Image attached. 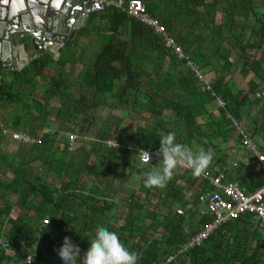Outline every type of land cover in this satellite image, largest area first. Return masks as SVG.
<instances>
[{
    "label": "trees",
    "instance_id": "trees-1",
    "mask_svg": "<svg viewBox=\"0 0 264 264\" xmlns=\"http://www.w3.org/2000/svg\"><path fill=\"white\" fill-rule=\"evenodd\" d=\"M142 2L204 74H214L211 90L199 82L184 60L172 54L163 36L114 6L93 12L79 31V36H90L95 28L102 42L95 62L79 72L81 95L67 93L66 67L73 63L67 56L56 61L49 55L25 59L22 69L5 71L4 75L0 68V105L22 106L11 127L1 126L41 136L39 144H20L16 155L12 153L20 157L19 163L0 154V264H23L29 256L32 264H63L58 249L64 237H71L84 253L98 226L115 231L126 246L135 250L137 264H264V253L260 252L264 240L250 249L253 239L262 234H252L239 218L219 225L200 244L187 250L190 238L210 224L203 215L196 222L191 208H187L186 192L195 190V181L189 176L192 171L178 165L182 171L174 169L165 187H149L144 184V172L162 157L154 156L149 163H142L135 155L139 148L159 152L160 139L169 131H175L177 142L194 153L200 147L213 148L216 146L212 142L224 138L223 132L228 130L224 129L229 124L227 114L241 120L254 105L261 107L264 116V16L256 15L254 0ZM197 13L208 25H215L216 15L221 14L220 32L212 37L211 54L199 42L177 31L181 15L192 18ZM252 16L256 17L254 24L249 21ZM72 43L68 51L77 46L78 39ZM51 64L57 65V71L39 100L35 98L36 79L51 75ZM235 64L251 72L247 91L240 97L234 80L227 79ZM182 67L186 68L184 72L179 69ZM25 85L30 88L23 89ZM83 89L88 92L83 94ZM26 97L32 98L31 104L25 102ZM216 99L224 102L220 116L207 118L209 105ZM117 107L124 109L123 117L148 119L145 128L134 135L106 121L92 141L85 143L87 136L81 134L94 121V114L88 112ZM166 111L173 113L171 129L165 128ZM51 116H55L54 123L60 130L40 135L36 128H46ZM199 118L208 122H200ZM37 120L42 121V126L35 124ZM213 126L214 131L204 132ZM69 133L78 137L73 150L68 145ZM5 138L0 130V146ZM114 141L116 146H111ZM221 163L225 161L216 160V164ZM88 177H94L96 184L92 182L88 187L84 180ZM132 177L138 179V188H123ZM201 179L200 188L194 191L199 193L197 199L206 193L203 190L208 178ZM254 182L241 185L255 190L262 180ZM100 186L108 193H103ZM116 187L121 189L117 191ZM120 193L125 196L118 198ZM11 196L16 199L10 200ZM78 264H83L82 255Z\"/></svg>",
    "mask_w": 264,
    "mask_h": 264
},
{
    "label": "rangeland",
    "instance_id": "rangeland-1",
    "mask_svg": "<svg viewBox=\"0 0 264 264\" xmlns=\"http://www.w3.org/2000/svg\"><path fill=\"white\" fill-rule=\"evenodd\" d=\"M217 19L219 20L218 15H217ZM251 19H254V18H251ZM177 26H178L177 31H179L182 34L190 37L191 39H194L197 42H199V45H201L203 47L204 51L205 52L208 51L209 54H211L210 50L214 49L212 37L214 34H216V33L218 34L220 32L219 24L213 25L212 23H210L208 25L207 23L203 22L201 15L199 13H197L192 18H189L186 15H181ZM248 33H250V30H248ZM93 34L95 36L93 38H91V40H89V37L91 35L90 36H86L84 34L83 35L80 34V36L78 35L79 36L78 40H80L81 37H83V38L87 37L86 40L89 41L86 43L87 44L86 47L88 46L85 49L86 51L82 54V56H80V57L78 56L79 59H77L78 57L76 56V53L79 51V49L76 50L77 46L75 47V45H74L70 51H65V52H67L65 56H67L71 61H73L72 64H75L73 67L70 64V70L68 72L69 75L66 78V80L68 79L69 82L71 81V84L81 82L80 76H78L80 74L79 71H81L83 68H86V66L92 65L95 62L96 56L100 51V47H102V42H101V40H99L100 32L96 31ZM226 46L230 47L228 44H226ZM259 55L260 54H258L256 56L258 57ZM56 66L57 65L54 64L53 69H51V75H48L47 78L44 77L43 78L44 81L45 80L49 81L50 78L55 76V72L57 71ZM234 68H236V69H234ZM179 69L182 72H184L186 68L182 67ZM239 69H241V70H239ZM4 73H6V72L4 71L2 73V75H4ZM77 73H79V74L77 75ZM240 73L244 74L243 79H247L249 76V73H246V70L243 69L242 65L235 64V67L232 68L228 77L231 76L235 80L234 77H236L237 75L240 76ZM250 74H251V72H250ZM204 75L210 80H212L214 77V74H211V73L204 74ZM37 79H38V77H37ZM40 79H42V78L40 77ZM238 79L241 80L240 78H238ZM69 82L67 81L66 84H69ZM236 85H237V90L239 92L238 97L243 96L244 95L243 90L247 91L246 81L242 80L240 83H238V84L236 83ZM22 88L23 89H29L30 87L25 85V86H22ZM69 88L70 89L67 90V93L70 95L76 94L78 92V89H79V88H77V89L75 88L76 89L75 90V89H72L71 87H69ZM36 91L37 92H36L35 98L41 100V96L44 93L43 89H41L40 87L38 88L36 86ZM82 92L87 93L88 90L83 89ZM31 99H32L31 97L24 98V100L27 104H31L30 103ZM54 103L57 104L58 102L57 101L52 102V104H54ZM116 106H117V104H116ZM21 107L22 106L20 104H18V105H14V104L10 105L7 103L1 104L0 105V126L5 125L7 127H11L12 121L17 118L18 112L21 111ZM260 108H261L260 106H258L256 108L255 107L250 108L249 113H245L246 112L245 111L244 112V118H242L241 120H243L242 122L245 123L249 127L248 131H250V133H252L254 135V137L256 138V141L259 142V144H261L264 147V131L262 130V125L264 124V116H263V110L261 111ZM116 109L117 110H113V109L111 110L109 108H99L95 111L93 109H91L88 112L89 115L94 114V121H93V125L88 124V131L81 134V136H83V137H85V135L87 136V141L85 143H89L90 141H92L90 139H93L95 132L97 130H99V128L101 126H103V124H105L106 121H110L113 124V123H117V121L121 120V124H120L121 127L125 128L129 131L131 130V132L133 134H137V131H140V130L142 131L143 128H145L144 126H146V122L149 121L148 119L146 121H144V119H139V121H138V117L134 120L129 119V117H123V115H124L123 110L124 109H121L120 107H117ZM33 112H34V114H36V111H33ZM172 116H173V114L171 112H166L164 115V119L167 121V124L170 127L169 129H171V127L173 126L172 123H169V121L172 119ZM54 117L55 116H51L48 118V120H50L49 121L50 123L47 124L46 128H43V129L36 128L35 131L39 132L40 135H42L48 131H52V132L53 131H55V132L59 131L60 130L59 124L54 123L55 122ZM207 122H208L207 119L203 120V123H207ZM35 124L40 127V126H42V121L37 120L35 122ZM113 125H115V124H113ZM113 125H112V130H113ZM263 127H264V125H263ZM253 128H256L258 130V132L255 133L252 130ZM78 129H79V127H78ZM78 129H76L77 133H78ZM215 129H216V126H213V128L210 130L205 128L204 132H209L212 130L214 131ZM64 132H68V131H61V133H64ZM183 134H185V133L183 132ZM256 135L258 137H256ZM116 141H118V140H116ZM122 142H124V141H122ZM20 144L21 143L16 142L14 140H10L9 142L7 141L1 147L0 154L3 156L4 155L8 156L9 161H11L14 158V161H16V163L17 162L19 163L20 157L12 156V153H13V155H16V153L19 150ZM89 147H90V145H88V148ZM40 172L43 173V171H38L39 174H40ZM8 175L10 176V174H8ZM1 176H3V175H1ZM93 179H94V177H88V178L84 179V180H86L88 187L90 185H92V182L94 184H96V182L93 181ZM130 180L131 181L128 183L127 187H124V186H122V187L125 189L126 188H138V186H139L138 179H136L135 177H132ZM105 184H107V182H105ZM107 186H109V184H107ZM115 186H119V185L116 183ZM100 189H102L103 193H107V190L104 189L103 186H100ZM124 196H125L124 193L119 194V197H124ZM0 206H1V203H0ZM195 220L196 221L199 220L198 215L195 216Z\"/></svg>",
    "mask_w": 264,
    "mask_h": 264
},
{
    "label": "built area",
    "instance_id": "built-area-1",
    "mask_svg": "<svg viewBox=\"0 0 264 264\" xmlns=\"http://www.w3.org/2000/svg\"><path fill=\"white\" fill-rule=\"evenodd\" d=\"M97 2L105 7L114 6L127 12L130 18L136 19L145 25L152 28L156 33L163 36L165 46L170 49L172 54L178 57L180 60H184L187 67L194 72L199 82L205 86L207 90H211L210 81L204 75V72L192 61L190 55L187 54L183 48L177 43L176 38L170 34L165 25H163L157 18L151 16L146 9L142 0H91ZM1 84V77H0ZM221 106H224V102L219 99ZM229 118L233 125L239 129L242 137V144L245 148L250 149L256 156L260 169L264 174V151L259 149L258 144L254 140L253 136L246 132L240 125L236 117L229 115ZM1 133L4 137L10 138L16 142L26 145L39 144L40 137H32L23 132H15L4 126H0ZM78 137L74 133L68 134L69 148L75 149L78 142ZM111 146H116L115 142H110ZM151 155L152 158L162 157V154L158 151H153L150 148H144ZM151 161V160H150ZM148 161L147 163H149ZM143 163V162H142ZM185 169L191 170V167L187 164H183ZM205 178L210 180L214 190L199 197V201L204 204L209 213L214 216V220L204 228L198 234L191 237L187 243V247H194L200 244L207 236L214 231L219 225L230 219H238L241 216L251 215L254 221L261 225L264 232V180L255 190H246L241 188L240 184L236 181H228L224 179L223 171L215 168L212 174H204ZM32 257L26 258L23 264H32Z\"/></svg>",
    "mask_w": 264,
    "mask_h": 264
},
{
    "label": "water",
    "instance_id": "water-1",
    "mask_svg": "<svg viewBox=\"0 0 264 264\" xmlns=\"http://www.w3.org/2000/svg\"><path fill=\"white\" fill-rule=\"evenodd\" d=\"M105 6L91 0H0V67L20 70L46 52L69 48L90 13Z\"/></svg>",
    "mask_w": 264,
    "mask_h": 264
},
{
    "label": "crops",
    "instance_id": "crops-1",
    "mask_svg": "<svg viewBox=\"0 0 264 264\" xmlns=\"http://www.w3.org/2000/svg\"><path fill=\"white\" fill-rule=\"evenodd\" d=\"M254 10H255V13H256V15L258 17L264 16V0H254ZM91 14L92 13H90V15ZM217 15L219 16V20L217 19ZM217 15H216V24L215 25H218L219 24V26H220V24H221V22H220V20H221V14L219 13ZM254 17L255 16H252L251 18H254ZM251 18L249 19V21L251 22V24H254V19H251ZM87 23H86V25H87ZM259 27H260V24L257 23L256 28H259ZM90 29H91V27H90ZM248 30H250V28ZM96 31H98V30H96L95 28H93L92 33H91V36L89 37V40H91V38H93L95 36L93 33L96 32ZM250 32H251V30H250ZM78 35H79V31L76 33V35H75V37L73 39V42H74L75 39H78L79 38ZM247 36L248 37L250 36V33H248V31H247ZM86 39H87V37L86 38L81 37L80 40H78L76 50L79 49V51L76 53V56L77 57L78 56L79 57L82 56V54L86 51L85 49L88 47V46L86 47V45H87L86 43L89 42ZM226 44H228V43H225L224 45L226 46ZM101 48L102 47H100V49ZM227 48L231 49V46L230 47H227ZM68 49L69 48H67V49L66 48H63L62 51H61V53H60V55L57 57V59H59L60 57L65 56L66 53H67L65 51H68ZM44 55H49L55 61L57 60L55 58V56L52 53H50V52H46V53L42 54L39 57H42ZM79 57L77 59H79ZM74 65L75 64H72V67ZM53 66H54V64H51L50 65V68L53 69ZM66 70H67V72H69L70 65H67ZM239 70H241V69H239ZM13 71H7V72H13ZM78 74L79 73H77V75ZM243 76H244V74L240 73V76L237 75L236 77H234L235 80L231 76L230 77H227V79H233L234 82L237 83V84L240 83L243 80V81H246V84H247L248 79L251 77V74H249V76H248L247 79H243ZM238 78H240L241 80H239ZM7 80H9V79H7ZM208 80L211 82L210 79H208ZM67 81L69 82L68 79H67ZM36 82H37V87L38 88L40 87L41 89H43V92H45L47 86H49V83H50V81H47V80L44 81V79L43 78L40 79V77H38V79H36ZM65 87H67V89H70L69 87H71L72 89H75V88L76 89L77 88L80 89L81 86L79 85L78 82L77 83H74V84H71V81H70L69 84H66L65 83ZM243 92H244V90H243ZM77 94H80L81 95L82 93H80L78 91ZM83 94H85V92ZM253 106H251L250 108H253ZM222 107L223 106H221V104L219 103V99H216L215 101H213L212 103H210L209 108H208V110H209L210 113L207 114L206 117L208 118L209 115H212L213 116V119H214V117L215 118L219 117L220 116V109ZM166 112H171V111H166ZM229 115L230 114H227L226 115L227 119L229 120V124H227V125L225 124V126H224V129H228L229 131L227 130V131H224L223 132L224 138H221L220 137V139L214 140L212 142L216 146V147H213L215 154H214L213 162L211 163V164H214V165H211L212 168H211V166H209L203 172V174H209L210 175V174H212L213 169L218 168V169H220V170L223 171V176H224V179L225 180H228V181H236V182H238L240 184L241 188L246 189V190H250V188H249L248 185H243L242 186L241 184H244L245 181L246 182H248V181L258 182V181H260V178L263 181L264 180V174L262 173V171L260 169V166H259V163L257 161V158H256L255 154L250 149L245 148L243 146V144H242V137H241V134H240V127H239V129H237V127H235L233 125V123L231 122V120L229 118ZM242 118H244V115H243ZM237 120L239 121V125L246 132H248L249 134H251L253 136L254 140L256 141V138L254 137V135L252 133H250V131H248V128L249 127L245 123L242 122L243 120H240L238 118H237ZM199 121L200 122H203V119L202 118H199ZM120 124H121V120L117 121V123H115V125H114V128L117 127L116 129H118V130H122L123 129L125 133H130L131 132V130L129 131V130L121 127ZM263 125H262V130L264 131ZM165 128H168L169 129L170 127L168 126V124H166L165 125ZM230 129H231V131H230ZM252 130L255 133L258 132V130L256 128H253ZM162 132H164V131H162ZM134 135H136V134H134ZM256 137H258V136L256 135ZM239 139H240V141H239ZM10 140L11 139H9V138H5L4 141H3V144L0 147H2L7 141L9 142ZM114 142H116V141H114ZM256 143L258 144L259 149L263 152L264 151V149H263L264 147L262 148V145L259 144V142L256 141ZM205 149H207V148L205 147ZM219 158L223 159L225 161V163L216 164V160L219 159ZM119 161H122V160L120 159ZM177 169H178V167H177ZM178 170L182 171L181 169H178ZM8 174L9 173H7V176H9ZM203 174H201L199 176H194L192 173H190L189 176H191V179L192 180L194 179V181H195V184L193 185V187L195 188V190H196V188H200V186H199L200 179H201V177L205 178L203 176ZM204 184H205V187H204L203 192L208 193V192H211V191L214 190V187L211 185L209 179ZM118 185H120V184H118ZM120 189H121V187H116V190L117 191H119ZM0 191H1V189H0ZM194 191H192V192H190V191L188 192L187 191L186 192V194H187V201H189V205L187 206V208H191L190 212H192V214H194L195 216L198 215L199 220H200V217H202V215L205 216V217H208V219H209L208 220L209 221L208 224H209V223H211L214 220V216L211 213L208 212L206 206L199 201V198L198 199L196 198V196L199 193L196 195V192H194ZM250 191H252V190H250ZM114 192H116V191H114ZM107 193H108V191H107ZM190 193H192V195ZM118 198H119V195H118ZM11 199L14 200V199H16V197L11 196L10 197V200ZM239 219H241L240 222L242 223V225L243 226H246L249 229V231L252 232V234L253 233H257V231H259L260 234H261L259 224L256 221H254V218L251 215L241 216ZM239 219H237V220H239ZM199 220L196 221V222H199ZM204 228H202L201 230H203ZM262 237H263L262 235H259L258 234V238L253 239L252 245L250 246L251 251L253 249H255V246H257L258 244H261V242L264 240L263 239L264 237L263 238ZM262 246H264V245L262 244ZM260 252L261 253L262 252L264 253V248H260Z\"/></svg>",
    "mask_w": 264,
    "mask_h": 264
},
{
    "label": "clouds",
    "instance_id": "clouds-1",
    "mask_svg": "<svg viewBox=\"0 0 264 264\" xmlns=\"http://www.w3.org/2000/svg\"><path fill=\"white\" fill-rule=\"evenodd\" d=\"M159 152L162 154V159L157 165L144 172L146 186L165 187L173 175V170L183 164L191 167L194 176H199L211 165L215 154L210 146L207 149L200 147L194 153L188 146L177 142L175 131H169L161 137ZM135 155L138 161L143 163L152 160V155L143 148H139ZM259 226L264 237L261 225ZM189 248L192 247H187V250ZM58 255L62 258L63 264H78L81 255L83 264H137L138 262L136 251L126 246L115 231L105 226L97 227L96 235L90 239V247L84 253L71 237L65 236L58 249Z\"/></svg>",
    "mask_w": 264,
    "mask_h": 264
},
{
    "label": "flooded vegetation",
    "instance_id": "flooded-vegetation-1",
    "mask_svg": "<svg viewBox=\"0 0 264 264\" xmlns=\"http://www.w3.org/2000/svg\"><path fill=\"white\" fill-rule=\"evenodd\" d=\"M2 66H4V65H1V67H0L1 69H2Z\"/></svg>",
    "mask_w": 264,
    "mask_h": 264
}]
</instances>
